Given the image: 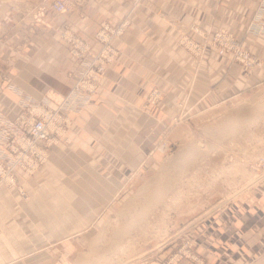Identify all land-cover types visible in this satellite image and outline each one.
<instances>
[{
  "label": "crops",
  "instance_id": "1",
  "mask_svg": "<svg viewBox=\"0 0 264 264\" xmlns=\"http://www.w3.org/2000/svg\"><path fill=\"white\" fill-rule=\"evenodd\" d=\"M48 1L0 2V110L8 117L23 96L43 100L48 90L72 86L76 60L60 31L89 38L103 19L130 23L113 41L117 57L99 92L72 115L70 142L53 145L32 174L18 171L25 197L0 185V264H93L101 214L140 166L139 151L170 129L178 103L216 104L264 84V35L245 33L256 0H141L133 8L131 0H65L70 9L49 11L47 27L26 13ZM218 28L243 39L261 65L244 74L209 44L199 61L178 44L181 32L203 41ZM155 86L161 100L144 110ZM251 193L261 206L231 202L194 228L208 264H264V180Z\"/></svg>",
  "mask_w": 264,
  "mask_h": 264
},
{
  "label": "rangeland",
  "instance_id": "2",
  "mask_svg": "<svg viewBox=\"0 0 264 264\" xmlns=\"http://www.w3.org/2000/svg\"><path fill=\"white\" fill-rule=\"evenodd\" d=\"M0 2L14 4L17 8L21 4V0ZM37 5L26 14L49 27L45 17L52 10L48 3ZM103 20L112 25L119 23ZM247 27L245 33H248ZM220 29L230 34L238 45L233 43L230 50L220 53L214 40V32ZM94 31L84 39H90ZM203 37L201 41L181 32L178 44L198 61L204 57L209 44L219 55L227 54L238 63L244 74L261 65L260 58L251 54L244 40L225 28L209 31ZM115 39L118 38L112 40V45ZM191 43L197 44L199 50H194ZM237 46L255 59L249 69L244 65L243 57L232 50ZM115 58L113 56L109 65ZM101 85L102 81L85 103L65 110L64 130L50 150L55 144L70 142L67 131L73 122L72 115L84 110ZM68 92L48 90L46 95L58 99ZM161 97L160 88L155 86L148 91L141 107L145 110L156 105ZM178 108L170 129L157 136L146 151H139L140 166L101 214L97 225L100 242L95 247L98 255L93 264H149L147 261L152 257H158L157 264H179L184 259L192 264H208L197 251L193 237L197 224L231 202L246 201L261 206L259 198L251 191L264 180V84L220 103L179 102Z\"/></svg>",
  "mask_w": 264,
  "mask_h": 264
},
{
  "label": "built area",
  "instance_id": "3",
  "mask_svg": "<svg viewBox=\"0 0 264 264\" xmlns=\"http://www.w3.org/2000/svg\"><path fill=\"white\" fill-rule=\"evenodd\" d=\"M140 1L131 0L132 8ZM48 8L57 14L69 9L65 0H50ZM263 15L264 0H256L252 19L247 27L248 33L264 35ZM127 24L128 18L117 25L103 20L90 39H84L66 28L61 31V39L66 43L69 54L77 61L73 84L70 91L59 99L49 95H45L43 100H35L29 96L19 98L21 110L13 117L6 116L0 110V184L16 189L25 197V191L17 182L18 171L29 175L46 162L51 144L58 140L59 134L64 130L65 110L70 111L77 104L85 103L99 87L106 67L117 54L112 40L122 36ZM91 40L97 43V50H92ZM214 40L219 45L220 53L230 50L233 43L238 45L222 29L214 32ZM191 46L194 50H199L197 44L191 43ZM232 50L243 57L248 69L256 62L238 46Z\"/></svg>",
  "mask_w": 264,
  "mask_h": 264
},
{
  "label": "bare ground",
  "instance_id": "4",
  "mask_svg": "<svg viewBox=\"0 0 264 264\" xmlns=\"http://www.w3.org/2000/svg\"><path fill=\"white\" fill-rule=\"evenodd\" d=\"M128 22H129V21H128ZM126 26H127V25H126ZM156 94H157V93H156ZM47 95H48V94H47ZM52 95H53V94H52ZM149 95H150V94H149ZM49 96H50V95H49ZM56 96H57V95H56ZM151 96H152V95H151ZM53 97H54V95H53ZM58 97H59V95H58ZM154 98H155V97H154ZM58 99H59V98H58ZM155 99H156V98H155ZM150 100H151V99H150ZM150 103H151V102H150ZM81 107H82V106H81ZM9 113H10V112H9ZM11 113H12V112H11ZM12 114H13V113H12ZM25 175H26V174H25ZM26 176H27V175H26ZM104 226H105V225H104ZM106 227H107V226H106ZM102 229H103V228H102ZM102 229H101V230H102ZM100 234H102V233H100ZM104 235H105V234H104ZM98 236H99V235H98ZM96 237H97V236H96ZM94 239H96V238H94ZM94 239H93V240H94ZM93 240H92V241H93ZM98 241H100V240L98 239ZM98 241H97V242H98ZM90 242H91V241H90ZM95 243H96V241H95ZM90 246H91V245H90ZM90 246H89V247H90ZM89 247H88V248H89ZM91 248H92V247H91ZM92 249H95V247H93ZM86 250H87V249H86ZM96 251H97V249H96ZM87 252H88V251H86V254H87ZM90 252H91V251H90ZM90 252H88V253H90ZM91 254H92V252H91ZM91 254H90V255H91ZM88 255H89V254H88ZM101 255H102V254H101ZM78 258H80V257L78 256ZM93 258H94V257H93ZM110 258H111V257H110ZM83 259H84V258H83ZM106 260H107V259H106ZM82 262H83V261H82ZM86 263H87V262H86ZM90 263H91V262H90ZM71 264H72V263H71ZM97 264H98V263H97Z\"/></svg>",
  "mask_w": 264,
  "mask_h": 264
}]
</instances>
